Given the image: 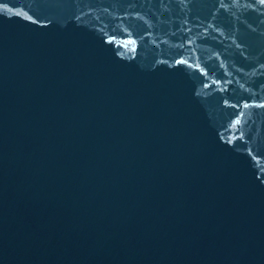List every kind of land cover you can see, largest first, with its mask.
Listing matches in <instances>:
<instances>
[{
    "label": "water",
    "instance_id": "water-1",
    "mask_svg": "<svg viewBox=\"0 0 264 264\" xmlns=\"http://www.w3.org/2000/svg\"><path fill=\"white\" fill-rule=\"evenodd\" d=\"M0 264H264V0H0Z\"/></svg>",
    "mask_w": 264,
    "mask_h": 264
}]
</instances>
